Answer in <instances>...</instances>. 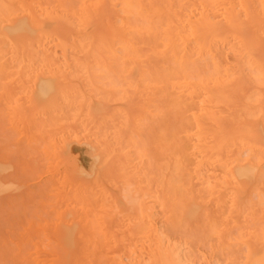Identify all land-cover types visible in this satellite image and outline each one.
I'll list each match as a JSON object with an SVG mask.
<instances>
[{
  "label": "rangeland",
  "instance_id": "rangeland-1",
  "mask_svg": "<svg viewBox=\"0 0 264 264\" xmlns=\"http://www.w3.org/2000/svg\"><path fill=\"white\" fill-rule=\"evenodd\" d=\"M0 1V96L2 92L4 93L2 94L4 95V97H0V99L2 98L0 101V157L2 158V160L0 158V166H2L0 167V180L3 181L2 183L5 184H13L14 187L8 191H2L0 193V244L3 245V243H6V246L8 248H11V255L15 259H17V255L19 256V252L21 251L19 247L21 246L22 248V241L26 240V236L30 234H36L34 236L36 241L34 239V242L39 243V246L33 248V250H30L29 254L32 255L33 258H37L38 260H43L47 264H51V262L56 259V256L49 251L47 246H45V244H47L48 242L46 241V239H49L50 237L49 240L50 242H52V238L55 236L54 234L57 232V228H59V226L74 225V227L77 226V228L76 232L74 233L73 241L76 242L78 245L75 243L73 252L77 255L74 254V256L72 257L74 258L71 261L72 264H127L130 260L132 261V263H148L149 253L152 249L150 248L151 244L148 240L146 241L145 237L143 236L142 237L144 239L140 238L141 240H143V242H140L141 240L139 239L137 240L133 238L135 236L134 234L133 236L131 235L132 232H136L135 234H137L140 230L136 228V223L132 228V225L130 224L131 222H129V220H133V223L134 221H136L138 224L139 219L142 220L139 214V209L141 208L145 210L146 207L149 206L150 211H147L149 213L150 219L153 222L158 232V235H160V232L162 240L164 239L161 244V247L162 245L163 247L167 246V249L172 250L174 255L176 253V256L181 259L180 264H232L235 261V264H259V261H256L254 257L255 253L251 251L248 252V246H250V243L252 241H256V236L258 235L260 228L264 226V182L259 181L258 179L254 181L240 183H224L223 180H221L220 182V178L211 180L213 190H210V193L207 190V199L202 200L204 202L198 201L199 203L197 202V204L202 205L203 203H206V205L204 204V206H202L203 209L205 206L208 209L206 208L205 210H202V213L203 211H205L204 213L206 217H209L211 215L209 218L213 217V214L217 216V214L221 213L220 215L223 216L226 212L224 216V221L226 222L225 224H227V226H225L223 223L222 224L224 226H221L222 224L217 223L218 221L216 222V224L214 223L215 226L219 224L217 225V227L219 226L218 229L215 226L214 228L211 225L212 228H214L215 233H218L219 237L216 235V237L211 236L215 233H211L210 235H208V230L202 229V223L200 224L199 222H197L201 225L199 228L190 229V227L192 228V225L195 227L196 225H198L195 222L197 220L195 219L194 221V218L198 217V221H205L206 219L204 217L200 219V217L203 216L204 213L203 215L200 214L201 205L197 206L195 204L197 200L195 199V197H193L194 194L192 193L194 190L197 191L198 189H200L197 188V184L199 185V183L202 185L201 188L204 189V187H207V184H205L206 186H204L203 183L205 182L202 181H195L197 183H195L196 185L192 182L194 184V186L192 185V189L190 190L192 193V197L189 194V197L185 195V203L188 204L190 202L192 204L191 207H193H188V215H186V217L182 216L183 218L179 219V222H177L176 224H171L167 220V213L164 215L165 211L160 210L157 205L155 211V207L153 206L154 204L152 205L150 203L152 201V198L148 197L147 195L145 196V198H150V200L141 197L142 195H144L142 193L143 190L144 193L147 192L145 190L146 186L142 181V176H140L142 172H140L141 166H143L142 164H144L145 166L146 163L145 161L143 162V160L140 161V154H137L138 152H136V150L141 149L140 146L144 142L143 140H145V143H147V146H149L150 155L153 159L154 157H156L157 152L154 146L157 144V124H154L156 125L154 127L155 129L150 132L140 128L141 126H138L141 124V120H143L145 124L144 111L146 110V101L144 100L143 84L141 85L140 82L137 83V81H139V77L135 76L129 78V80L126 78V73L128 72L127 70H124L123 74L126 72L124 76L122 74V77H124V79H122L124 81H122L123 83H121V81L119 82L120 85H122L121 89L119 88L120 85H117L119 84L118 82L117 84L114 83L115 85H110L112 81L108 82L109 79L104 77L105 75L109 76V74L111 76L112 74L114 75L117 70H113L110 68L98 69L95 66L91 65L82 69L75 67H65L63 65L56 66L58 68H49L46 65L47 53H50V57L52 56L55 59V62L57 61L56 64H60L62 62V53L59 48H55L53 43L50 44L48 42L49 40L43 38L42 36L44 28L46 29V9L52 10L57 13V15H55L56 20H54V25L57 27L62 23V26L60 25L59 29L63 27V22L61 21V18L59 19V17L57 16H59L58 14H60L61 12L68 9L66 7H58L59 3L57 0H55V2L53 4L51 3L50 5V0H5L6 2L4 0ZM47 2L48 4H46ZM6 4H8V6ZM10 6L11 8H9ZM14 10L16 13L14 12ZM72 10L77 11L78 7L74 6ZM3 19H6V22H1ZM97 20L98 19H96V22L94 21L95 23L93 22V20L91 21L96 26L97 35L98 33H100L101 35H105L106 28L102 27L105 26V24H101ZM76 23L77 22L74 20L73 24ZM23 26L25 27V29ZM18 27L23 28L18 29ZM216 49V52L211 57H207V59L203 58L199 60V58H197L196 56L193 57V63L197 61V63H195L198 64L196 65V68L198 66L199 68L197 69H203L202 73L204 74L207 72L205 75H207L208 73H217L218 69H220V71L222 69V73L224 67H228L229 70L235 67V57L232 54L228 45L221 44L217 46ZM41 51L43 52L41 53ZM218 53L220 54V56H218ZM75 54L78 53H74V51L69 52V56L71 58H75ZM78 56H82V54H79ZM217 64H220V66H218ZM205 65L207 68H204ZM215 67L216 69H214ZM204 70L206 72H204ZM208 70L210 72H208ZM117 73L118 74H115L114 77L118 78L119 70L117 71ZM7 75L9 76L6 77ZM112 79L113 77L110 80ZM119 79L121 80V77H119ZM115 87L118 89V92L121 90L117 94V91L114 90ZM112 88L115 91V95L112 91H110L112 90ZM25 94L27 97L25 96ZM109 94L110 96H112L113 94L112 99L110 96H108ZM9 97L10 100H8ZM108 97L110 98L108 99ZM124 97L126 98L124 99ZM132 98L135 99L133 100ZM10 103L11 105H9ZM5 104L7 105L5 106ZM89 105H91V108H89ZM105 105L108 106L105 107ZM8 107L10 108L8 109ZM6 109H8V112ZM88 109H90V111L92 110V113H99L97 114L99 116H97L96 114H93L94 116H92V113L89 112ZM26 114L28 115L26 116ZM53 117L57 120H55ZM91 117H94L93 120ZM113 125L117 126H115L113 129ZM51 128V131H47ZM82 129L86 130L85 133H83L84 131H81ZM144 134H146V136ZM115 137H119V140H116ZM43 138L46 139L44 140ZM153 138L154 140H152ZM150 140L153 142H150ZM132 141H134L136 144L133 145ZM138 141L141 144H138ZM154 141L156 144H154ZM48 147H50V149ZM3 160L4 162H2ZM138 161L140 165L137 163ZM113 163L116 167L113 165ZM218 172L219 170L216 169V174H220V172ZM249 183L251 185H249ZM191 184H189L188 186L191 187ZM182 185L184 186V184ZM215 185L219 186L220 188L216 187ZM129 186H134V188L138 186L136 189L139 188V193H137L136 189V191H134V188H132L134 193L132 194L131 190V193H129ZM193 187H196L197 189H194ZM106 189H108L109 192ZM115 189L117 190L115 191ZM246 189L248 190L246 191ZM212 192H215L217 194L215 195L214 193L212 196ZM244 192H247L246 195L244 194ZM81 193H83L84 196L81 195ZM207 193L210 194L209 200ZM197 194H195V196L198 199V197H200V194L203 195V192H201L199 195ZM181 195L182 194L179 193V196ZM225 195L229 197L226 198ZM89 197L91 199L94 197V199L92 200L96 202L94 204H96L95 206L98 207L94 208L93 205H89L90 203H93V201L91 202V199ZM190 197V200L192 202L188 200ZM204 197L201 196V198H199L198 200L203 199ZM236 197H240L239 200H237ZM87 199H89V202H87V204L89 203L88 205L90 208L86 207V204L81 206V204L86 203V201H88ZM109 200H111L112 202H109ZM210 200L213 202L212 204ZM235 200L236 202L234 203ZM107 201L108 204L111 203L109 205H111V207H113V209L115 210V213L113 212L114 216L112 215V208L109 205L106 207ZM193 201L195 203H193ZM240 201L244 202L241 203ZM104 202H106V204H104ZM131 202L137 204V209L134 212L132 210L134 215H132L133 213L131 214L130 208L128 207V204L131 205ZM223 203L228 204L225 205L227 207V211H225L224 213L223 211L225 210V208L222 207L224 205ZM236 203H238V205ZM256 209H258V213L256 211L257 215L255 213ZM96 211L99 212L97 215ZM207 211L208 213L209 211H215L217 214L212 212V214H206ZM197 212L201 216H198ZM239 212L241 213L238 215ZM88 213H90V215ZM108 215L111 218H108ZM62 216L64 218H62ZM105 217L107 219H111L109 222L113 220L112 224H108L106 222V226L107 224L109 225L107 228L104 223V221H107ZM232 217L235 218H233L234 220L239 219V222L241 223H237V220L234 221ZM184 218H186V220L187 218H190L189 220H191L193 224H190L187 221L188 225L184 227L181 226V223ZM209 218H207L208 221L206 220L208 223H206V221L204 222L206 224V226H204L205 228L208 226L207 224L212 223L215 219H217V217L215 218L214 216V220L212 221L213 218H211L212 222H209ZM221 219H223V217L219 218V222ZM245 220L247 221V223ZM249 220H251V222ZM168 222L170 224H168ZM189 224L191 226H189ZM222 227L225 228V230ZM104 228H106L107 230H105ZM108 228L109 230L111 229L110 231H112V233L108 231ZM228 228L232 230L227 231ZM201 230L203 231L201 232ZM233 230L234 232L235 230L237 231L235 233L233 232L235 236L232 233ZM107 231L109 234L106 233ZM170 231H172V233ZM229 231H231V233ZM221 233H224V235H222ZM106 234L108 235L107 238ZM124 234H126L127 237L130 236L132 240L134 239L135 241L137 240V242L139 241L140 244L135 242L132 243L131 240L129 242H131L132 244L129 245V242L127 240H129L130 238L127 239V237H124ZM139 234H137L138 237L136 236L135 238H139ZM227 234H229L230 237L229 235L227 236ZM23 235L25 236L23 237ZM190 235L191 237H189ZM221 235L225 239L221 237ZM171 236H173V238ZM174 236L178 238L176 239V242H174ZM119 238H123L125 243L123 241V244L121 243L122 245H120V241H122V239L119 240ZM168 238L170 240H167ZM188 238L190 241L187 240ZM221 238H223L224 240ZM37 239L41 241L44 240V243L43 241L40 242ZM214 239L217 241L218 244ZM116 241L117 244H119L118 246H115L117 245L116 243H114ZM109 242L111 244L113 243L114 246L113 244L111 245ZM144 242L145 245L143 244ZM223 242H225L227 245H224ZM135 244L137 245L135 246V248L138 247L136 249L137 252H133L135 248H131L133 253L132 254L129 249L130 246ZM138 245L141 246L139 247ZM213 245L216 246L213 248ZM13 246L17 248L16 250L14 249V252ZM218 246H220L221 248ZM188 247L189 250L187 249ZM191 247L193 251L192 249H190ZM62 248L65 247L63 246ZM210 248L211 251L215 250V252H210ZM226 248H229L230 250ZM253 248L255 249V252H262V246L258 242H256ZM4 249L5 248H3V250ZM67 249L69 250V248H66V250ZM116 249L118 250L115 253ZM9 250L7 253H10ZM112 250L115 251L113 252ZM128 250L130 251V254ZM0 251H2V248L0 249ZM110 251L112 252V254L110 253ZM160 251V256L156 259V261L159 263L154 264H169V262L166 263V261L163 263V259L165 258L161 256V253L162 251H164V248L163 250L160 249ZM21 252L24 253V251ZM0 253L9 256L7 255V253H4V251ZM24 254L23 258L30 256L28 254H26L27 256H24ZM95 254L97 255V257ZM39 255L43 256L40 257ZM124 255H126L127 257ZM231 255L234 256L232 259L233 261L231 260ZM44 256L47 257L43 258ZM128 256L131 257V259H129ZM229 257L230 260H228ZM2 259L5 260L2 262L6 264V259L8 258L2 257ZM114 259H116V261ZM230 261L232 262L230 263ZM255 261L256 263H254ZM2 262L0 263L2 264ZM260 262H262L260 264H264V261ZM66 263L69 264L68 261H66Z\"/></svg>",
  "mask_w": 264,
  "mask_h": 264
},
{
  "label": "bare ground",
  "instance_id": "bare-ground-1",
  "mask_svg": "<svg viewBox=\"0 0 264 264\" xmlns=\"http://www.w3.org/2000/svg\"><path fill=\"white\" fill-rule=\"evenodd\" d=\"M51 1L52 0L49 1L50 2L49 5L55 2V0H53L52 2ZM57 1L59 3L58 7L60 8L66 7L68 9V10L61 12L60 14H58L59 16H57L59 17V19L61 18V21L63 22V27L59 29L60 28L59 26L62 23L61 24L59 23L60 25H58L57 27L54 25V20H56L55 15H57V13L52 10L46 9L47 20L46 21L44 20L46 22V29L44 28V31L42 32V36L43 38L49 40L48 42L50 44L53 43L55 48L60 49L62 53V58H61L62 62L60 64H56L57 61L55 62V59L52 56L50 57L49 55L50 53L49 54L47 53L46 65L49 68H58L56 66L63 65L65 67H75V68L82 69V68H85L91 65V66H95L98 69L110 68V69L117 70V71L119 70V77H121V80L119 79V77L118 78L114 77L115 74L116 75L118 74L117 71L114 75L112 74V76L110 74L109 76L108 75L104 76L107 79H109L108 82L112 81L110 85L112 84L115 85L117 84V82L119 83L120 81L121 83H123L122 81H124L123 80L124 77H122V74L124 70H127V72L129 73L128 74L125 72L127 74V77H126L127 79L138 76L139 81H137V83L140 82L141 85L143 84L144 100L146 101V106H145L146 110L144 111L145 124L143 120H141L140 121L141 124L138 126L139 127L141 126L140 128L150 132V131H153V129H155L154 127L156 125L154 124H157L156 126L157 144L154 141V144H156L154 148H156L157 155L153 159L149 153L150 152L149 146H147L148 144L145 143V140H143L144 141L143 143L141 140V143L143 144V146L138 141V144H141L140 146L141 149L136 150V152H138L137 154H140V158L138 156L137 157L140 159V161L143 160V162L145 161L146 163L145 166L144 164H142L144 167L141 166L140 172L141 171L142 172H141V175L140 174L138 175L142 176V181L144 182L146 186L145 190L147 191L144 193V190H143L142 193L144 195H142L141 197L145 198V196L147 195L148 197L152 198V201L150 203L152 205L154 204L153 206L155 207V211H156V205H157L160 210L165 211L164 215L167 213L168 215L167 220L171 224L172 223L176 224L177 222H179V219H182L183 217H186V215H188L187 214V211L189 210L188 207L190 208L192 205L190 202L189 204L188 201L187 203L190 206L185 203L186 201L185 197L188 196V194L191 196V194L193 193L194 194L193 197H195V199L197 200L196 203L194 201L193 203H195L197 206L201 205V204H197V202L198 201L204 202L202 200L207 199L206 197L207 190L209 193H210V190H213L212 188L213 185H212L211 180L220 178V182L221 180H223L224 183H232V182L240 183V182L254 181L258 179L259 181L264 182V0H57ZM46 4H48V2ZM6 5L8 6V4ZM62 5H65V6H62ZM74 6L78 7L77 11L72 10ZM9 8H11V6ZM96 19H98L97 21H99V23L105 24V26H102L106 28L105 35H101L100 33H98L99 36L97 35L96 26L94 24L96 22ZM74 20L77 22L76 24H73ZM92 20L93 22L94 21L95 22L94 23L91 22ZM1 22H6V19H3ZM23 27H18V29H21ZM221 44H226L230 47V50L235 57V67L231 70H229L228 67H224L223 72H222L223 74L221 73L222 69L220 71V69L217 68L218 71L215 70L217 71V73H211V74L208 73L207 75H205L207 73L205 70L204 72L206 73L204 74L202 73L203 69L202 70L197 69L199 68L198 66L196 68V65L198 64H196L197 61H195L196 63L194 62L195 63L194 65L193 57L196 56L197 58H199V60L203 58L207 59V57H211L216 52L217 50L216 47ZM43 51H41V53ZM71 51L72 52L74 51V53H78V54H75V58H71L69 56V52ZM79 54H82V56H78ZM218 56H220V54ZM218 66H220V64ZM216 67L214 69H216ZM204 68H207L206 65ZM208 72L210 71L208 70ZM218 72L222 75H220ZM8 76L9 75H7L6 77ZM112 77L113 79L110 80ZM115 78H117L118 80ZM117 85L119 86L120 83ZM121 87L122 85L119 86V88ZM115 88L114 90L117 91L116 94L121 91L120 90L118 92V89L117 88L115 89ZM114 90L112 88V90L110 91H112L114 94L115 93ZM2 94H4L3 92L1 93V96L4 97V95ZM113 94L112 96H110V94L108 96H110L112 99ZM104 95H107V94H104ZM110 97H108V99ZM125 98L126 97H124V99ZM135 98H132V99L134 100ZM8 100H10V97ZM6 105L7 104H5V106ZM9 105H11V103ZM90 106L91 105H89V108H91ZM107 106L105 105V107ZM9 108L10 107H8V109ZM8 109H6L7 112H8ZM88 110L91 113L93 112L92 110L90 111V109ZM93 114L97 115L99 113L94 112L92 113V116H94ZM27 115L28 114H26V116ZM154 119H155V122H154ZM115 126L113 125V129ZM49 130L51 131L52 128L48 129L47 131ZM81 131H84L83 133H85L86 130L82 129ZM144 135L146 136V134ZM118 138L115 137L116 140H119ZM43 139L45 140L46 138H43ZM152 140H154V138ZM150 142H153V141L150 140ZM132 143L133 145L136 144L134 141H132ZM48 148L50 149V147ZM2 162H4V160ZM137 163L139 164V161ZM113 165L115 166L114 163ZM216 169L219 170L220 174H216ZM195 181L205 182L203 183V185L206 186L205 184H207V187L203 186L204 187L203 189L201 188L202 185L199 183L200 185L199 187V185ZM2 182L3 181L0 180V193L2 191H8L14 188L13 184H9V183L5 184ZM192 182L194 184L195 183L197 184L198 186L197 188H200L198 189L200 192L198 190L197 191L194 190L197 188L193 187L194 191L191 193L190 190L192 189V185L194 186ZM182 184H184V186ZM189 184H191V187L188 186ZM249 185L251 184L249 183ZM137 187L138 186H136V188ZM216 187H219V186H216ZM132 188H134V186L133 187L129 186L128 191L129 193H131L132 191V194H133L134 192ZM136 188H134V191L137 190V193H139L138 192L139 188L138 189ZM106 190L108 191V189ZM116 190L117 189H115V191ZM202 190H205V191H202ZM247 190L248 189H246V191ZM195 191L199 194L203 192V195L200 194V197H198V199L201 198V196L204 197V194L206 198L204 197L203 199L198 200L197 197L195 196V194H197ZM179 193L182 195L179 196ZM209 193H207L208 200L210 198ZM214 193L215 192H212L211 195L213 196ZM246 193L244 192L245 195ZM216 194L217 193H215V195ZM81 195H83V193H81ZM191 197L188 199L189 201H191L190 200ZM227 197L229 196H226V198ZM150 198H145V199L150 200ZM239 198L240 197L238 198L236 197L237 200H239ZM92 199H94V197ZM92 199H91V202L93 201V203H90V204L88 203V204L90 206L93 205L94 208L98 207V206H95L96 204L94 203L96 202ZM87 200L88 201H86V203L81 204V206L86 204V207H89V205L87 204V202H89V199ZM110 201L111 200H109V202ZM102 202H103V199H102ZM133 202H131V205L128 204L131 214L137 209V204H134ZM235 202L236 200L234 201V203ZM212 203L213 202L211 201V204ZM104 204H106V202H104ZM109 204L107 201L106 207ZM204 204L206 205V203H203L202 205L204 206ZM236 204L238 205V203ZM225 205H228V204H224L222 206L223 208H225L223 213L227 211V207ZM109 206L111 207V205ZM201 206H200L201 208L200 214L203 215L205 211H203L202 213V210H205L207 207L205 206L203 209V206L202 207ZM111 208H112L111 211L113 215L115 213V210L113 209V207ZM147 210L150 211L149 206L146 207L145 210L141 208L139 209V214L142 220L139 219L138 224L136 221H134L133 223V220L131 221L129 220V222H131L130 224L132 225V228L134 227V224L136 223L135 224L136 228L140 230L139 232L141 235L139 234V232L137 233L139 234V238H135L136 236L138 237V235L135 234L136 232L134 233L132 232L131 235L133 236L134 234L135 236L133 238L137 240L138 239L141 240L140 238L145 237L146 241L148 240L149 243L151 244V246L149 245L150 248L152 249H151V252L149 253L148 263L146 262L132 263V261L130 260L128 261L127 264L159 263L156 261V259L159 258L160 256L159 252H161L160 249L163 250V248H164V251H162L161 253V256L165 258L163 259V263L166 261V263L169 262V264H180L181 259H179V257L176 256V253L174 255L172 250L167 249L168 248L167 246L163 247L162 245L161 247V244L164 241V239L162 240L160 236L161 235L160 232H159L160 235H158V232L153 222L151 221ZM257 210L258 209L255 210V213ZM215 211L213 212L209 211V213L210 214L216 213ZM98 213L99 212H97L96 215ZM207 213L208 211L206 212V214ZM240 213L241 212H239L238 215ZM88 214L90 215V213ZM200 214L198 213L197 215L199 216ZM220 214H217V216L213 214L215 218L217 217L218 220L217 219L214 220V216L212 215L213 216L211 217L213 218L212 221L213 220L215 221V222L214 221L212 222L211 218H209L211 215L209 217H206L204 213L203 216L200 215L201 216L200 219L204 217L206 218L205 221L206 220L208 221L207 218H209L210 220L209 222H212V223H209L210 225L207 224L208 226L205 228L204 227L206 226V224L204 223L205 221L204 220L198 221L199 218L197 217V218H194V221L196 219L197 221L195 222L198 225H196V227L192 225V228L190 227V229L199 228L201 226L200 224L202 223L201 228L204 230L207 229L208 231L207 230L206 231L208 232V235H210L211 233L214 234L215 233L214 228L215 227L217 229L219 228V226L217 227V225L219 224L215 226L217 221H218L217 223H220V224L223 223L225 226H227V224H225L226 222L224 221V216L226 212L223 216ZM248 214H251V213H248ZM132 215H134V213ZM63 216L62 218H64ZM221 216L223 217V219H221L219 222V218H222ZM108 218H111V217H109L108 215ZM233 218L234 217H232V219ZM189 219L187 218L186 220V218H184L185 221L184 220L182 221L181 226L184 227L188 225V222L191 224L192 222ZM106 220L107 221H104L105 226H106V222L108 224L110 223L112 224L113 222V220L109 222L111 219L106 218ZM251 220L249 221L251 222ZM207 221L206 223H208ZM169 222L168 224H170ZM197 222H199L200 224ZM237 223H241L239 222V219L237 220ZM108 224L106 228L109 226ZM190 224L189 226H191ZM223 224L221 226H224ZM211 225L215 227L212 228ZM210 226H211V229H210ZM221 226H220V229H221ZM59 228H57V232L54 234L55 236L52 238L53 241L51 239V241L55 244L50 242L49 240L50 237L49 239H46V241L48 242L47 244H45V246H47L49 251L56 256V259L53 260L51 264H67L66 261H68L69 264H72L71 261L74 259L72 257L74 256V254L77 255L76 253L73 252V249L76 243L73 241V238H74V233L76 232L77 226L74 227V225H67V226L62 225V226H59ZM106 228L104 229L107 230ZM223 229L225 230V228ZM110 230L108 228V231ZM228 230H232V229L228 228L227 231ZM108 231L106 232L107 234H109ZM202 231L203 230H201V232ZM170 232L172 233V231ZM229 232L231 233V231ZM233 232L234 230L232 231V233ZM235 232L237 231L235 230ZM110 233H112V231H110ZM107 234H106V238L108 237ZM35 235L30 234L26 236V240H23L21 243L22 248L21 246L19 247L21 251H24V253L27 252L26 254L30 255L29 251L39 246V243L34 242ZM191 235L189 237H191ZM215 235L218 236V233L217 234L215 233L214 235H211V236L216 237ZM222 235H224V233ZM222 235L221 237H223ZM228 235L229 234H227V236ZM24 236L25 235H23V237ZM124 237H127V235L124 234ZM171 237L173 238V236ZM129 238L130 236L127 237V239ZM120 239H122V241H120V245H122L123 244L122 242L124 240L123 238H119V240ZM134 239L132 240L130 238L127 241L129 242L132 240V243L135 242L139 244L140 242H143V240H141L140 242L139 241L137 242V240L135 241ZM174 239L175 241L174 240L173 241L176 242V239L178 238L175 237ZM167 240H170V239L168 238ZM179 240H180V236H179ZM187 240H189V238ZM39 241L40 242L43 241L44 243V240L42 241L39 240ZM225 242H223L224 245L226 244ZM256 242L260 243L262 246V252L260 253L259 251H257L258 253L255 252V249L253 248ZM114 243L117 244V241ZM132 243L129 242L128 244L130 245ZM143 244L145 245V242ZM62 245L65 248H62L63 247ZM118 245L119 244L115 246H118ZM132 246H130V249H129L131 253H132V249L135 248V246L137 245L135 244ZM215 246L213 245V248ZM189 247L187 248L188 250H189ZM1 248H2V251L0 252L4 251V253H7L8 250L10 249L9 250L10 253H7V255L9 256H6V254L4 255L3 253H0V255L3 258L4 257L8 258L6 259L7 260L6 264H47L43 260L41 261V260H38L37 258H33L32 255L27 256L21 251L20 252L22 254L19 252L20 254L19 256H22V257H19L16 254L17 259H15L11 255V248H8L6 246V243L5 244L3 243V245L0 244V249ZM3 248L5 249L3 250ZM66 248H69V250L67 249L68 250L67 251ZM137 248H135L133 252H137L136 250ZM211 248L209 249L210 252L212 253L215 252V250L211 251ZM14 249L16 250L17 248L13 246V252H14ZM190 249H192V247ZM226 249L230 250L229 248H226ZM117 250L118 249H116V251L114 250L115 253L117 252ZM130 251H129V254H130ZM249 251L255 253L254 257L256 261H259V264L262 263L260 261H264V226L260 228L258 235L256 236V241H252L250 243V246H248V252ZM194 252H191V253H194ZM110 253L112 254L111 251ZM23 254L24 256H27L26 257L27 259L25 257L23 258ZM1 256H0V262L5 261L2 259ZM93 256H94V253H93ZM45 257L47 256H44L43 258ZM230 257H232L231 258L232 260L234 256L231 255ZM230 257L228 260H230ZM116 259L114 260L116 261ZM129 259H131V257H129ZM232 261H230V263ZM256 261L254 263H256ZM235 262L233 263L235 264ZM75 263H76V260H75ZM2 264H5V263L2 262Z\"/></svg>",
  "mask_w": 264,
  "mask_h": 264
}]
</instances>
